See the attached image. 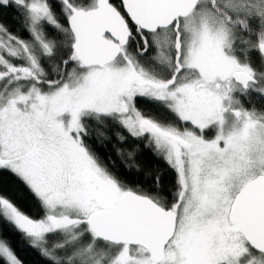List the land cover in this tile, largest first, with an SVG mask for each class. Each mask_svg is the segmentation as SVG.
<instances>
[{
  "label": "snow or ice",
  "instance_id": "6c2138e0",
  "mask_svg": "<svg viewBox=\"0 0 264 264\" xmlns=\"http://www.w3.org/2000/svg\"><path fill=\"white\" fill-rule=\"evenodd\" d=\"M6 10L0 264H264V0Z\"/></svg>",
  "mask_w": 264,
  "mask_h": 264
},
{
  "label": "trees",
  "instance_id": "16d2710c",
  "mask_svg": "<svg viewBox=\"0 0 264 264\" xmlns=\"http://www.w3.org/2000/svg\"><path fill=\"white\" fill-rule=\"evenodd\" d=\"M0 22L5 24L9 29L14 30L16 33H20L21 21L20 17L17 15L14 10H6L3 13H0ZM143 110L148 112L150 106L139 105ZM260 109L262 110L261 106ZM144 162L151 164L154 167L162 168V162H158L155 158L151 156H145L142 158ZM171 179L170 176L165 177V182L167 183ZM25 208L30 210V205L25 204ZM18 252L21 258L25 261V264H40L41 257H39L34 251L25 249L23 246L18 247Z\"/></svg>",
  "mask_w": 264,
  "mask_h": 264
},
{
  "label": "flooded vegetation",
  "instance_id": "af4514ba",
  "mask_svg": "<svg viewBox=\"0 0 264 264\" xmlns=\"http://www.w3.org/2000/svg\"><path fill=\"white\" fill-rule=\"evenodd\" d=\"M245 103H246V106L248 107L252 106L250 104H247V101H245ZM254 103L257 109H260V106H261L262 110H264V100H261L260 97L258 96L254 97ZM148 112L154 113L156 117L162 121H167L172 118L168 112L164 111L163 109L156 108L155 106H150V109L148 110Z\"/></svg>",
  "mask_w": 264,
  "mask_h": 264
}]
</instances>
